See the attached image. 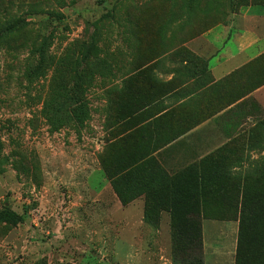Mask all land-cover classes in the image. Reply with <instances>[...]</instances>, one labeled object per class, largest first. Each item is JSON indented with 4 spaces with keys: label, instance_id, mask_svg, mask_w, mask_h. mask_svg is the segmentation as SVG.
Segmentation results:
<instances>
[{
    "label": "rangeland",
    "instance_id": "obj_1",
    "mask_svg": "<svg viewBox=\"0 0 264 264\" xmlns=\"http://www.w3.org/2000/svg\"><path fill=\"white\" fill-rule=\"evenodd\" d=\"M263 3L0 0V32L16 24L0 41V211L23 218L0 223V264H194L201 222L215 264L235 263L238 222L241 264H264V119L210 154L178 140L173 111L121 124L169 77L190 82L191 41Z\"/></svg>",
    "mask_w": 264,
    "mask_h": 264
},
{
    "label": "crops",
    "instance_id": "obj_2",
    "mask_svg": "<svg viewBox=\"0 0 264 264\" xmlns=\"http://www.w3.org/2000/svg\"><path fill=\"white\" fill-rule=\"evenodd\" d=\"M235 16L238 20L234 26L216 27L186 46L197 57L196 62H189L198 71L189 83L179 84L173 76L169 77L162 83L169 89L149 104L156 105L154 110L139 119L125 113L121 124L127 129L135 126L137 120H141V125L153 124L173 111L172 129L189 125L190 131L178 140L194 144V151L210 154L223 146L249 141V130L264 119V5L244 6ZM213 39L222 42L216 45ZM179 78L183 79L182 75ZM187 115L189 120L191 115L188 123ZM135 131L137 128L128 130L126 137ZM212 229L211 225L205 231L202 227L204 264H215L211 244L208 255L205 251Z\"/></svg>",
    "mask_w": 264,
    "mask_h": 264
},
{
    "label": "trees",
    "instance_id": "obj_3",
    "mask_svg": "<svg viewBox=\"0 0 264 264\" xmlns=\"http://www.w3.org/2000/svg\"><path fill=\"white\" fill-rule=\"evenodd\" d=\"M253 5H264V3L263 4H252V6ZM15 28H16V24L8 26L4 31L0 32V41L2 40L3 35L5 33H10L11 34L15 30ZM46 45H47V37H45L43 39L42 49H41V51L39 53L40 59L43 57V52H44V50L46 48ZM122 138H120V140ZM121 141H123V140H121ZM179 213H181V212H179ZM179 213H177L178 217L180 216ZM22 222H23V218L21 216L17 215L16 213H14L13 211H11L9 209H4V210L0 211V223H9V224L15 225L17 223H22ZM190 222H194V221H190ZM224 222H229V221H224ZM200 229H201V236H199V240L194 235L193 236L192 235L189 236L190 239H189V249L188 250L190 252L194 253V254H192L193 255L194 264H204V262H201L197 258V256H195V255H197L198 252H200L203 249L202 222H201V225H200ZM242 235H243V232L241 231V226H240V223L238 222V230H237V238H236V249H235V263L234 264H241L242 263V260H241V257H240L241 241H242V238H243ZM176 240H177V238H176ZM201 243H202V245H201ZM178 249L180 251H183L184 248L183 247H179ZM179 250H178V252H179Z\"/></svg>",
    "mask_w": 264,
    "mask_h": 264
}]
</instances>
